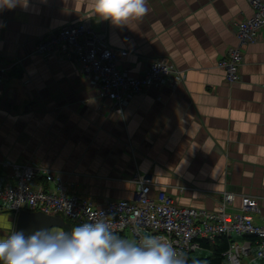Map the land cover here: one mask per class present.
I'll list each match as a JSON object with an SVG mask.
<instances>
[{"label":"crops","instance_id":"crops-1","mask_svg":"<svg viewBox=\"0 0 264 264\" xmlns=\"http://www.w3.org/2000/svg\"><path fill=\"white\" fill-rule=\"evenodd\" d=\"M93 4L27 0L0 9V63L20 61L0 82V186L9 174L2 163L33 161L60 175L68 193L100 205L133 201L134 175L147 174L154 194L166 192L182 207L216 211L227 192L236 197L227 210L234 213L241 196L255 198L253 220L263 221L264 31L244 50L239 82L228 84L218 67L237 44L233 22L252 15L247 1L147 0V14L121 26L96 17ZM77 21L127 52L119 66L129 76L142 77L156 60L181 82L149 88L122 115L111 114L75 63L32 53L38 38ZM34 186L53 187L43 177ZM14 225L1 207L0 238Z\"/></svg>","mask_w":264,"mask_h":264},{"label":"built area","instance_id":"built-area-1","mask_svg":"<svg viewBox=\"0 0 264 264\" xmlns=\"http://www.w3.org/2000/svg\"><path fill=\"white\" fill-rule=\"evenodd\" d=\"M246 1L252 15L233 22L237 44L227 50V59L218 63L230 85L240 80L245 48L255 44L264 31V0ZM32 53L75 63L80 77L97 89L100 100L108 104L109 112L114 115H122L128 101L145 90L175 89L182 80V74L172 65L156 60L148 63L142 77L129 76L119 66L127 52L114 51L107 34L93 30L86 21L72 22L48 32L34 42ZM19 65V60L1 62L0 82ZM1 166L8 169L9 174L0 186V208L5 207L14 220L22 211L61 215L76 226L104 219L120 238L126 232H130L135 242L150 235L163 237L184 254L187 264L201 250V240L214 242L225 236L230 245L222 255L224 264H243L244 260L247 264L264 262V220L259 224L253 220L258 213L255 198L241 196L238 212L228 213V209H233L236 197L226 192L216 211L196 210L179 206L166 192L154 194L152 178L147 174H135L133 201H107L94 205L68 193L60 175L33 161L22 165L5 162ZM38 177H43L53 187L34 186ZM253 246L257 249L254 257L251 256Z\"/></svg>","mask_w":264,"mask_h":264},{"label":"clouds","instance_id":"clouds-1","mask_svg":"<svg viewBox=\"0 0 264 264\" xmlns=\"http://www.w3.org/2000/svg\"><path fill=\"white\" fill-rule=\"evenodd\" d=\"M27 7V0H0V9ZM149 11L147 0H94L93 14L113 25H128ZM0 264H187L184 254L160 236L138 242L117 236L100 219L70 231H11L0 238Z\"/></svg>","mask_w":264,"mask_h":264},{"label":"water","instance_id":"water-1","mask_svg":"<svg viewBox=\"0 0 264 264\" xmlns=\"http://www.w3.org/2000/svg\"><path fill=\"white\" fill-rule=\"evenodd\" d=\"M41 228L49 230L57 228L64 232L73 229L72 225L61 215H46L40 212L29 213L22 211L15 220L13 231H23L26 235H29Z\"/></svg>","mask_w":264,"mask_h":264},{"label":"trees","instance_id":"trees-1","mask_svg":"<svg viewBox=\"0 0 264 264\" xmlns=\"http://www.w3.org/2000/svg\"><path fill=\"white\" fill-rule=\"evenodd\" d=\"M67 221V220H66ZM69 222L73 228L76 227L75 224ZM230 240L225 236L216 238L214 242H210L207 239L200 241V246L202 251L209 253L206 257L190 259L188 264H224L223 253L229 249Z\"/></svg>","mask_w":264,"mask_h":264},{"label":"rangeland","instance_id":"rangeland-1","mask_svg":"<svg viewBox=\"0 0 264 264\" xmlns=\"http://www.w3.org/2000/svg\"><path fill=\"white\" fill-rule=\"evenodd\" d=\"M55 229H57V228H55ZM60 230V229H59ZM51 231H54V229H52ZM61 231H63V230H61ZM121 238L122 239H124V240H126V241H132V242H135V240L133 239V237H132V235L130 234V232H126L125 234H124V236H121ZM201 253V254H200ZM198 256H200V258L201 257H204L205 256V253H204V251L202 252V251H198L195 255H193L192 257H198Z\"/></svg>","mask_w":264,"mask_h":264}]
</instances>
